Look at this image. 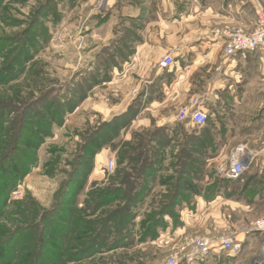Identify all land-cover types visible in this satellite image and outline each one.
Wrapping results in <instances>:
<instances>
[{"label":"rangeland","instance_id":"obj_1","mask_svg":"<svg viewBox=\"0 0 264 264\" xmlns=\"http://www.w3.org/2000/svg\"><path fill=\"white\" fill-rule=\"evenodd\" d=\"M106 11L102 0H0V159L10 154L22 163L19 152L31 156L27 174L4 204L0 199V257L13 256L10 264L36 254L38 264H166L198 235L172 233L196 216L198 202L217 200L221 192L240 206L224 208L227 229L214 238L240 240L264 216V200L252 194L259 186L248 175L224 185L213 176L229 150L225 144L240 143L231 140L235 135H248L264 151V106L256 107L262 111L252 114L249 127L228 117V132L210 112L202 128L178 121L136 128L140 111L96 132L129 108L122 111V97L132 89L120 81L121 72L132 65L127 52L141 25L109 20ZM93 76L100 82L87 91ZM72 97L77 106L71 112L52 115L55 104L67 110ZM186 107L174 106L169 114L176 120ZM33 138L41 142L36 149ZM109 161L112 172L106 171ZM109 188L122 194L103 202L100 193ZM125 206V231L111 227L103 234L100 223ZM85 222L91 227L78 228ZM259 239L250 251L241 242L238 264H264ZM89 246L93 250L82 253Z\"/></svg>","mask_w":264,"mask_h":264},{"label":"crops","instance_id":"obj_2","mask_svg":"<svg viewBox=\"0 0 264 264\" xmlns=\"http://www.w3.org/2000/svg\"><path fill=\"white\" fill-rule=\"evenodd\" d=\"M102 1L109 20L118 18L120 22L141 24L135 27L132 35V65L124 67L120 80L129 84L131 92L136 91L133 96L130 93L122 97V104L126 102L122 111L130 107L137 98L141 102L140 112L133 122L136 128H146L152 122L158 128L172 125L176 120L174 113L169 114V109L174 106L175 109L181 105L189 106L190 99L194 97L200 100L203 112L207 116L210 112L212 116L218 117L219 125L224 128L227 126L225 123L228 122V117L240 118V124L249 127L252 114L262 111L256 107L264 106V51L257 49L226 56L223 51L224 37L221 34L216 35L217 31H253L255 8L249 2ZM117 4L121 6L116 7ZM165 56H170L173 63L168 69L160 70L158 63ZM244 118L250 119L245 122ZM226 129L224 130L228 132ZM261 132H264L263 124ZM241 136L238 138L235 135L231 139L240 143L232 146L230 143L225 144L224 148L230 150L239 144H246L250 149H261L248 135ZM229 150L219 162L227 158ZM263 152L261 156L264 160ZM257 174L255 165L245 173L248 178ZM254 199L258 202L264 200L259 195ZM239 206V201L226 200L221 192L217 200L198 202L196 216L187 217L184 227L176 229L172 235L178 237L184 233L198 234L218 240L214 238L218 229H227L222 220L224 208L236 210ZM256 238L259 239L256 233L243 234L237 241L243 242L250 251L253 247L256 248L253 245ZM203 264H238V260L234 255H228L215 247Z\"/></svg>","mask_w":264,"mask_h":264},{"label":"built area","instance_id":"obj_3","mask_svg":"<svg viewBox=\"0 0 264 264\" xmlns=\"http://www.w3.org/2000/svg\"><path fill=\"white\" fill-rule=\"evenodd\" d=\"M255 8V27L251 32L241 30L216 32L224 37V55L233 56L237 52H252L257 49L264 51V5L262 0H246ZM173 63L170 56H165L158 63L160 70L168 69ZM136 91L133 90L132 94ZM176 121L187 122L198 128L206 125L207 115L203 112L200 100L192 98L189 106L180 110ZM256 166L257 173L264 175V160L261 151L250 149L246 144H239L231 148L227 158L217 163L214 170V178L222 181H238L252 166ZM114 162L109 161L106 171L112 172ZM261 237L264 250V216L258 218L250 230ZM218 247L228 255H237L241 250V242L232 237L213 240L200 235H194L185 242L179 253L167 259L166 264H203L211 250Z\"/></svg>","mask_w":264,"mask_h":264},{"label":"trees","instance_id":"obj_4","mask_svg":"<svg viewBox=\"0 0 264 264\" xmlns=\"http://www.w3.org/2000/svg\"><path fill=\"white\" fill-rule=\"evenodd\" d=\"M135 25V24H134ZM125 38L124 39H120L118 41V43H125ZM120 51V50H119ZM127 54H132V51L129 50L127 52ZM127 56V55H126ZM127 58V57H126ZM92 79V84H90L89 86H87V91H89L94 85H98L99 84V80L98 78H95L94 76L91 78ZM79 93V92H78ZM84 95L82 98H80L79 100H82L84 99ZM69 104V108L67 110H64V105H59V106H56L55 104V107L54 110L55 112L52 113L53 116H55L56 118L57 117H60V115L62 116V113H65V112H71L76 106H77V102L73 100V97L69 99V101L67 102ZM67 105V104H66ZM140 108H141V102L139 100V98H137L136 100H134V102L131 104V106L128 108L127 112L125 114H123L122 116L120 117H117L115 118L114 120H112L111 122L109 123H105L103 124L102 126H100L101 128L98 129L96 132H100V130H106L107 128L109 127H112L113 125H115V123H117V121H121L122 119H125L127 117H130L129 119H131L132 117L134 118L138 111H140ZM28 115V118L29 117V112H26ZM133 113V115H132ZM31 114V113H30ZM207 122H208V118H207ZM206 122V124H207ZM38 123V122H37ZM39 125L42 126L41 124V121H39ZM98 134V133H97ZM16 140V138H15ZM34 144H33V147L36 149V147H38V145L41 143L39 141H35L36 139H34ZM12 151V148L11 150L8 152L10 153ZM20 155H21V159L23 160L22 163L20 162H17V158L16 156H12V155H6L5 157L3 156L1 159H0V199H1V202L4 204V202L6 201L7 199V196H8V193L10 191V189H12L15 185H16V182H18L20 179H22V177H24L26 174H27V171H28V168H27V165L28 164V161L31 159V156L26 154L25 152H19ZM129 165L131 168H134V164H133V159L132 156H129ZM5 159H8L9 162L7 164H10V165H13L12 168H10L8 170V168L6 167V164H5ZM4 163V164H3ZM146 166V164H144ZM191 165V164H190ZM185 167H187L188 165H185ZM216 183L218 185H224V184H227L228 182L227 181H222V180H215ZM249 181L250 182H256V184L259 186V188H257L255 191H253V197H255L256 195H259L261 197H263V193H264V177H257V176H253V177H250L249 178ZM246 187V186H245ZM106 192V193H105ZM101 195H104V198L103 199V202L104 200L107 198V200H110V201H114L115 198H117V196L121 195L122 193H120V190L118 189H107L106 191H104V193H100ZM1 203V204H2ZM124 209H122V212L121 210H117L115 212H111L109 216H107L102 222L100 223L101 224V228L103 232V234L107 233L109 234L111 227H113L116 231H117V234H120L121 232L125 231V227H126V222H127V219H123L122 216H121V213L123 215V213L125 211H128V208L125 206L123 207ZM118 217H120L119 221H118ZM122 218V219H121ZM80 221L78 220V225L82 224L81 222L79 223ZM92 223L91 222H85L83 223L82 226H78V228H81V229H85L86 226L88 227H91ZM110 227V228H109ZM89 232H92V230H88ZM93 250V247L89 246L87 248H85L82 253H85L86 252H90ZM21 257V256H18L17 259ZM16 259V260H17ZM12 260H14V257L13 256H5V257H0V262L1 264H10L12 262ZM40 260V256L38 254L35 255L34 259L32 261L30 260H27V258L25 259H22V263L23 264H38ZM19 261H20V258H19Z\"/></svg>","mask_w":264,"mask_h":264}]
</instances>
